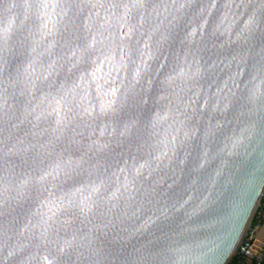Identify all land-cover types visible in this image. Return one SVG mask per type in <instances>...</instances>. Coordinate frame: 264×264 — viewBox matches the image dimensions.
<instances>
[{
	"label": "water",
	"instance_id": "1",
	"mask_svg": "<svg viewBox=\"0 0 264 264\" xmlns=\"http://www.w3.org/2000/svg\"><path fill=\"white\" fill-rule=\"evenodd\" d=\"M264 192V0H0V264H228Z\"/></svg>",
	"mask_w": 264,
	"mask_h": 264
},
{
	"label": "built area",
	"instance_id": "2",
	"mask_svg": "<svg viewBox=\"0 0 264 264\" xmlns=\"http://www.w3.org/2000/svg\"><path fill=\"white\" fill-rule=\"evenodd\" d=\"M264 226V192L250 222V228L228 264H264V237L256 242L254 234Z\"/></svg>",
	"mask_w": 264,
	"mask_h": 264
},
{
	"label": "crops",
	"instance_id": "3",
	"mask_svg": "<svg viewBox=\"0 0 264 264\" xmlns=\"http://www.w3.org/2000/svg\"><path fill=\"white\" fill-rule=\"evenodd\" d=\"M254 239H255V241L258 243V242H260L262 239H263V237H264V226L263 227H261L259 230H258V232H256L255 234H254Z\"/></svg>",
	"mask_w": 264,
	"mask_h": 264
},
{
	"label": "rangeland",
	"instance_id": "4",
	"mask_svg": "<svg viewBox=\"0 0 264 264\" xmlns=\"http://www.w3.org/2000/svg\"><path fill=\"white\" fill-rule=\"evenodd\" d=\"M249 228H250V225H249L248 229H249ZM248 229H247V231H248ZM247 231H246V232H247Z\"/></svg>",
	"mask_w": 264,
	"mask_h": 264
}]
</instances>
